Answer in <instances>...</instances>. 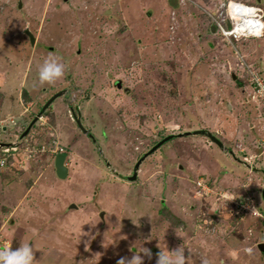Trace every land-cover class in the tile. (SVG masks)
<instances>
[{
    "label": "rangeland",
    "instance_id": "obj_1",
    "mask_svg": "<svg viewBox=\"0 0 264 264\" xmlns=\"http://www.w3.org/2000/svg\"><path fill=\"white\" fill-rule=\"evenodd\" d=\"M239 1L264 25V0ZM226 3L0 0V250L30 242L36 264H117L143 246L155 264L182 245L188 264H264V104L245 65L264 76V26L225 39L209 12L225 23ZM50 54L65 74L40 86ZM53 122L67 153H89L54 189ZM41 169L50 178L28 189Z\"/></svg>",
    "mask_w": 264,
    "mask_h": 264
},
{
    "label": "clouds",
    "instance_id": "obj_2",
    "mask_svg": "<svg viewBox=\"0 0 264 264\" xmlns=\"http://www.w3.org/2000/svg\"><path fill=\"white\" fill-rule=\"evenodd\" d=\"M227 1L228 0H226V2ZM235 1H239V0H235ZM252 5H256V4H252ZM205 13L207 14V12ZM225 13L226 15H228L227 12ZM232 21L233 20L229 16L225 20V25H227V27H231L232 25H230V23ZM256 37H260V36H256ZM64 74H65V64L63 63L62 58L58 55L50 54L43 60V63L39 68L38 84L40 86H43L45 84H52L59 78L63 77ZM58 152H64V151H58ZM34 248L38 249L35 247L34 244H31L30 242L21 243L16 248L5 247L2 250H0V264H36L37 260L34 258L35 257ZM141 252L144 253L143 256L140 255ZM152 255H153L152 251L149 248L142 246L141 251L135 252V254H133L130 259H127L125 257H120L117 261V264H143L145 257H147L150 260L152 258ZM156 255H157V259L155 264H186V262L188 264L189 261V257L185 255V247L182 245L173 250L161 249ZM203 264H206V262H203Z\"/></svg>",
    "mask_w": 264,
    "mask_h": 264
},
{
    "label": "built area",
    "instance_id": "obj_3",
    "mask_svg": "<svg viewBox=\"0 0 264 264\" xmlns=\"http://www.w3.org/2000/svg\"><path fill=\"white\" fill-rule=\"evenodd\" d=\"M232 1H234L233 3H237V2H240L241 3L240 5L238 3L237 9H239L238 11H240V12H243L244 11L243 14H242V21H245V19H246V12H248V10L250 8L255 7V8H257V9L260 10V8L257 5H252V4H249L247 2H241V1H235V0H228L227 1V4H226V7H227L226 8V12H228V11L231 10L230 5H231ZM234 10H236V9H234ZM252 14H257V16L254 15L252 17H253V19H255V21L257 23L259 22V26H257V29L254 30V31H252L253 30V27L250 26L252 29H249L247 31H249L251 33H246L245 30H242V32H243L242 35L243 34H250L249 36H252V37L261 36L262 33H263V29H262V26H263V23H262V18H263L262 12L257 11V12H254ZM209 16L211 18H213V20L215 22V25H217V27L220 29L221 35L224 36L225 39H227V40H229V41L232 42V40H238L241 37H245L244 35L241 36L240 34H239V36H237V34L233 32L234 29H232V28L230 29V27H227V25H225V23H223V22H221V23L218 22V20L215 19L213 17L212 13H210V12H209ZM230 17H231L232 20L234 19L233 20L234 22L236 21L235 15H233V16L230 15ZM225 20L226 19H224V18L222 19V21H225ZM226 31L232 32V34L227 35L226 34L227 33ZM245 65L248 67L247 69H248V75L250 77V79H249L250 80L249 86L251 88L250 90H251L252 94L254 93V96L257 95L258 97H260L262 99V103L264 104V76H260L261 73H259L258 71H254V69L250 68L251 67L250 65H247V64H245ZM46 118H47V115H45L44 112H41L39 115H37V119L40 120V121H44V120H46ZM52 151H54V153H56L58 151H63V149H62V147H58V148H56V149H54ZM196 184L198 186H201L202 189H204V190L209 189L208 186L206 184H202L200 182V180L199 181H196ZM229 197H231V196H229ZM237 197H238V195H237ZM233 198H234V196H233ZM235 203H236V201H235ZM238 204L242 208H247V206H245V204H243V203H238ZM251 207H254V206L251 205ZM254 213H256V211H254ZM256 214L257 215H260V219L264 223V213H260V212L257 211Z\"/></svg>",
    "mask_w": 264,
    "mask_h": 264
},
{
    "label": "crops",
    "instance_id": "obj_4",
    "mask_svg": "<svg viewBox=\"0 0 264 264\" xmlns=\"http://www.w3.org/2000/svg\"><path fill=\"white\" fill-rule=\"evenodd\" d=\"M212 32H213V30H212ZM225 77V76H224ZM53 96V95H52ZM50 97L48 100H46V102H45V104L42 106L44 109L43 110H45L46 108H47V106H48V108H49V104L47 103V102H49L53 97ZM55 99V97L53 98V100ZM52 100V101H53ZM46 104H48V105H46ZM228 107L229 108H231L232 107V104H231V102H228ZM41 112H43V111H41ZM53 125H52V127H53V130L55 131L54 133H52L51 134V137H52V135H53V138H54V135H55V137L56 138H54L53 140H54V145L56 146L54 149H56V148H58V147H62V149H63V153H65V160H64V164L67 166V168H68V172H67V176H68V173H69V169H70V167H71V163L73 162V165H75L76 164V162H75V156L76 157H80V159L81 160H84V161H88L89 160V153L87 154V152H85V151H83V152H80V151H78V148H71V152H69V153H67L66 151H65V148L66 147H68V146H62V145H60L59 143H58V141L57 140H59V138L57 137V135H56V130H55V124H54V122L52 123ZM247 132H249V131H247ZM251 134V133H250ZM244 135H246V133L244 134ZM252 136V135H251ZM249 137V136H248ZM253 138V137H252ZM171 139V138H170ZM51 140V139H50ZM169 140V139H168ZM1 141V140H0ZM164 142V141H163ZM162 142V143H163ZM238 147H240V146H238ZM53 149V150H54ZM222 150H225L224 149V146H223V149ZM254 152L255 153H257V151H253L252 152V155H254ZM52 153H53V157H54V155H55V153H54V151H52ZM260 153V155H264V150H262L261 152H259ZM77 154H78V156H77ZM251 154V153H250ZM102 155H103V157L104 158H102V159H106V161H107V159H108V157L104 154V153H102ZM246 155H248L249 156V153H243V156H245V158L246 157H248V156H246ZM49 156V158H52V162H53V157H50V155H47V157ZM101 159V160H102ZM91 161V160H90ZM239 162H242V160L241 161H239ZM244 162V161H243ZM107 164H108V166L107 167H110L111 166V168L112 169H114L113 167H112V165H110V162H107ZM244 165H246L245 163H243ZM52 165H53V163H52ZM102 165V164H101ZM54 166V165H53ZM54 168V167H53ZM72 168H73V166H72ZM247 168L249 169V171L251 172V174H255V172L251 169V167H248L247 166ZM261 167L260 166H258L257 167V170L258 169H260ZM264 169V168H263ZM42 170L43 169H41L39 172H37V174H35V176H34V181H31V183H30V185H29V187H28V189L30 188V186L32 185V184H34V183H36V180H38L39 178L40 179H48V178H50V175H51V173H50V170H49V174H45V172H46V169H44V173L42 172ZM48 170V169H47ZM42 172V173H41ZM54 173H55V169H54ZM56 175V174H55ZM54 175V179H55V181H52V184H53V189H54V186H55V184L58 182V180L57 179H60V180H63V179H65V178H59V177H57V175L55 176ZM119 175L120 176H123V177H126L127 175H125V174H121V173H119ZM118 175V176H119ZM219 176H221L220 175V173L218 174ZM217 175V176H218ZM218 176V177H219ZM121 179H124V178H122L121 177ZM48 182H51V180H49ZM61 184H62V182H60ZM66 183H67V180H65V185H66ZM63 185V184H62ZM27 187H25L26 189H27ZM63 187V186H62ZM27 189V190H28ZM45 191V190H44ZM44 191H42V193L44 192ZM47 191H49L48 189H47ZM24 193V194H23ZM41 193V194H42ZM22 194H23V196H22ZM22 194H21V196L20 197H18V201H22V199L25 197V194H26V190L25 191H23L22 192ZM53 194L54 195H57V196H61L60 194H59V191L57 190H55V191H53ZM14 197V196H13ZM10 198L11 197H9V200H10ZM20 198V199H19ZM77 208V207H76ZM14 211H15V208H13L12 210H11V214L13 215L14 214ZM9 217V216H8ZM213 230V229H212Z\"/></svg>",
    "mask_w": 264,
    "mask_h": 264
},
{
    "label": "bare ground",
    "instance_id": "obj_5",
    "mask_svg": "<svg viewBox=\"0 0 264 264\" xmlns=\"http://www.w3.org/2000/svg\"><path fill=\"white\" fill-rule=\"evenodd\" d=\"M234 1H232V3H231V5H230V7H231V10L230 11H228L227 13L229 14V15H225L226 17H224V19H227L230 15H235V19H236V21L234 22V21H232L231 23H230V25H232L231 27H230V29L232 28V29H234L233 30V32L234 33H236L237 34V36H239V34L241 35V36H245V37H252V36H249L250 34H243L242 35V30H245L246 31V33H251V32H249V31H247V30H249V29H252L251 27H253V30L252 31H254V30H256L257 29V26H259V22L257 23L256 21H255V19H253V17L252 16H254V15H256L257 16V14H252V13H254V12H257V11H260L259 9H257V8H255V7H252V8H250L249 10H248V12H246V19H245V21H242V14H243V12H240V11H238L239 9H237V7H238V3H239V5L241 4L240 2H237V3H233ZM227 4V3H226ZM234 9H236V10H234ZM224 11H226V7L224 8ZM234 20V19H233ZM263 23V22H262ZM251 26V27H250ZM264 26V25H263ZM263 26H262V29H263ZM227 33V35H230V34H232V32H228V31H226ZM241 38H244V37H241Z\"/></svg>",
    "mask_w": 264,
    "mask_h": 264
},
{
    "label": "water",
    "instance_id": "obj_6",
    "mask_svg": "<svg viewBox=\"0 0 264 264\" xmlns=\"http://www.w3.org/2000/svg\"><path fill=\"white\" fill-rule=\"evenodd\" d=\"M211 27H212L211 29L214 30V26H211ZM26 32L29 34L31 42H33L34 38H33V35L31 34V32L29 30H26ZM85 131L87 132L86 129H85ZM210 139L213 140L215 143H217L221 148H223V144H222V142L220 140H218L214 136H210ZM4 144H7V143H3L2 142L0 144V147L4 146ZM64 160H65V153H63V152H56L55 153V155L53 157V165H54V169H55V174L59 178H66L67 177L68 168L64 164ZM139 163L140 162H138L135 165L136 168L138 167ZM257 247L264 254V241L258 242L257 243Z\"/></svg>",
    "mask_w": 264,
    "mask_h": 264
},
{
    "label": "trees",
    "instance_id": "obj_7",
    "mask_svg": "<svg viewBox=\"0 0 264 264\" xmlns=\"http://www.w3.org/2000/svg\"><path fill=\"white\" fill-rule=\"evenodd\" d=\"M66 92H65V90H60V91H58V92H56L55 94H53V98L54 97H56V96H58V95H63V94H65ZM52 98V99H53ZM50 102V101H49ZM47 105V104H46ZM43 109L44 108H41V110H39L40 111V113H41V111H43ZM36 118H37V115H36ZM37 120V119H36ZM27 128V127H26ZM26 130V129H25ZM89 130H88V133L87 134H89ZM190 133V132H189ZM193 133V132H192ZM203 133H205V131L203 132ZM93 137L91 134H89V137ZM172 136L171 135H168V136H165V137H163V140L161 139L159 142H157V143H162L163 141L165 142V141H167L168 139H170ZM174 137V136H173ZM153 148V147H152ZM154 149V148H153ZM151 152V151H150ZM146 155V154H145ZM142 156L139 160V162H141L146 156ZM108 165V164H107ZM136 170H137V168H135ZM119 175V174H118ZM120 176V175H119ZM120 177H122V178H125V177H123V176H120ZM129 178H130V176H129ZM131 178H137V172L135 171L134 173H133V175L131 176ZM180 219V218H179Z\"/></svg>",
    "mask_w": 264,
    "mask_h": 264
}]
</instances>
